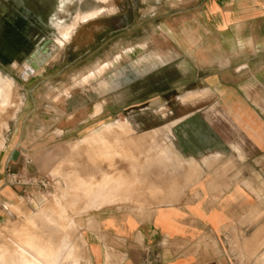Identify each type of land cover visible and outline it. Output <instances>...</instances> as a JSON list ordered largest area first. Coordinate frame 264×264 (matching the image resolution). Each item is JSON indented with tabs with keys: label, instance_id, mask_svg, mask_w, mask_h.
<instances>
[{
	"label": "rangeland",
	"instance_id": "rangeland-1",
	"mask_svg": "<svg viewBox=\"0 0 264 264\" xmlns=\"http://www.w3.org/2000/svg\"><path fill=\"white\" fill-rule=\"evenodd\" d=\"M92 4L102 6L104 11H88L82 19L101 15L88 22H74L72 28L55 25L59 20L75 21L76 11ZM199 7L197 3L183 4L182 0H0V73L10 80L11 98L17 103L22 97L26 102L19 114L13 117L9 113L0 123V139L5 142L10 120L19 118L22 124L16 146L22 156L9 171L3 170L2 163L12 142L7 141L5 148L0 144V254L13 251L20 255L10 264H40L26 249V244L32 246L36 239L44 241L45 245L39 243L43 245L40 251L53 256V260L60 254L62 264H81L87 249L85 231L98 211L118 209L141 214L179 203L193 193L194 183L203 175L201 159L203 164H216L223 156L220 151H212L201 157V152L224 140L250 148V141L227 115L236 121L243 119L239 124L246 127L249 114L255 113L234 90L218 87L187 94L192 86L200 84L190 83L194 75L185 65L184 52L189 46L184 24ZM163 29H170L173 35ZM58 33L69 41L61 50L55 43ZM233 44L224 42L223 49H236ZM36 51L43 55L39 57L43 63L34 69L38 73L23 78L24 63ZM152 52L168 57L154 64L148 60ZM118 53H122L119 61L104 73L84 85L76 82L88 67ZM247 75L250 73L246 71L236 74L238 86L246 83ZM104 81L108 82L106 88L102 86ZM243 89L250 98H264V83L257 82L255 89ZM219 97L225 100L224 107L218 104ZM89 100L90 105L81 107ZM11 103L6 112L11 111ZM96 103H102V109L99 104L95 108ZM257 108L264 118V105ZM93 110L96 120L79 126L78 119ZM212 118L220 121L224 140L207 124L206 119ZM252 121L257 132L264 134V124L258 118ZM161 128L170 133L171 141H156H166L159 133ZM163 144H176L182 153L172 172L156 163H141V151L153 147L156 155ZM20 181L29 182L27 193L3 191L10 182L19 185ZM96 187L108 194L113 193L111 189L118 191L110 198L96 193ZM39 208L52 210L47 211L57 218L53 215L52 221L43 217L37 227L32 226L27 219ZM58 224H63V231ZM63 233L69 239L62 240ZM29 234L36 239L31 237L33 241H29ZM52 244L60 247L58 251ZM257 256L258 262L263 261L264 249Z\"/></svg>",
	"mask_w": 264,
	"mask_h": 264
},
{
	"label": "crops",
	"instance_id": "crops-1",
	"mask_svg": "<svg viewBox=\"0 0 264 264\" xmlns=\"http://www.w3.org/2000/svg\"><path fill=\"white\" fill-rule=\"evenodd\" d=\"M182 2L200 5L197 14L184 24L185 42L189 46L184 52L185 65L194 75L190 83L200 84L192 86L187 94L207 88L217 90L218 87L234 90L255 114H249L250 124L246 127L239 124L243 119L236 121L226 115L251 146L244 147L240 142L227 143L219 130L220 121L206 119L224 142L213 144L201 152V157L212 151H220L223 156L215 161L216 164L213 161L203 164L201 159L203 175L194 183L193 193L179 203L158 206L141 214L118 209L98 211L94 215V223L85 231L87 249L81 264H144L146 250L150 251L154 264H264V259L258 262L257 256L258 251L264 249V134L257 132V125L252 121L258 118L264 124L263 113L257 108L264 105V98H250L243 89H255L257 82L260 85L264 83V0ZM97 9L104 11L98 4L78 9L72 22L77 24L96 18L101 14L86 20L82 15ZM163 30L173 35L170 29ZM224 42L234 43L232 46L235 45L236 49H223ZM121 54L113 56L114 59L94 63L78 76L76 82L93 71L95 76L78 84L84 85L95 79L119 61ZM167 57L152 52L148 60L156 64L164 62ZM245 71L250 75L240 87L235 76ZM102 86L106 88L108 82L104 81ZM218 99L221 101H217L218 104L224 107L225 100ZM98 104L102 109V103H96L95 108ZM25 105L24 99L17 114ZM88 105L90 100L82 103L81 107ZM96 117L94 110L84 114L78 119L79 126L95 121ZM19 120L9 122L4 148L7 141L12 143L3 160V170L15 168L22 156V151L16 147L22 135ZM15 152L17 157L13 159ZM242 154L243 158L240 157ZM10 183L4 187V192L27 193L25 187L29 182ZM1 193L0 184V196Z\"/></svg>",
	"mask_w": 264,
	"mask_h": 264
},
{
	"label": "bare ground",
	"instance_id": "bare-ground-1",
	"mask_svg": "<svg viewBox=\"0 0 264 264\" xmlns=\"http://www.w3.org/2000/svg\"><path fill=\"white\" fill-rule=\"evenodd\" d=\"M114 11V9H112L111 10V12H113ZM56 20V19H55ZM54 24V23H53ZM55 25H59V26H63V27H69V26H71V28L73 27V25H74V22H71V23H65V22H63V21H61V20H59V21H57V22H55ZM64 31V32H63ZM62 32L63 33H65V30H63ZM67 32V31H66ZM57 39V40H56ZM56 39H55V43H56V45H57V47H58V49L59 48H61V47H63L65 44H66V42H67V39L65 38V36H64V34L63 35H61V34H59L58 33V35L56 36ZM58 41V42H57ZM132 50V49H131ZM126 54V53H125ZM118 55V54H117ZM116 55V56H117ZM116 56H114V57H116ZM113 58V57H112ZM144 58V57H143ZM114 59V58H113ZM112 59V60H113ZM37 60L39 61L40 60V58H37ZM109 60V59H108ZM115 60H117V58H115ZM110 61H111V59H110ZM110 61L108 62V63H110ZM34 62V60L33 59H31V60H29V61H26L25 62V64H24V72H23V74H24V77L25 78H27L28 76H29V73H28V71L30 70V69H32V67H31V63H33ZM116 62V61H115ZM144 62V61H143ZM105 63V62H104ZM103 64V63H102ZM94 65V64H93ZM100 66V65H99ZM106 66V65H105ZM113 66V65H112ZM107 68V67H106ZM29 69V70H28ZM93 69H95V68H93ZM88 70V69H87ZM97 70H98V68H97ZM40 71V70H39ZM93 71V70H92ZM90 72V71H89ZM103 72V71H102ZM33 73L34 74H36V73H38V70H33ZM99 74V73H98ZM92 75V76H91ZM86 76H89V77H93V76H95V71H93V72H91V74L89 75V73H88V75H86ZM87 77H85V76H83V77H81L79 80H78V82L80 81H83V80H85ZM8 82L10 83V80L5 76V75H3L2 73H0V123H2V121L4 120L3 118L5 117V116H7L9 113L11 114V116H13V117H15V114L17 113V111L20 109V106H21V104L23 103V98L22 97H18V99H17V103H16V101L14 100V99H12L11 98V93H10V91H8L9 89H8ZM13 101V106H12V109H10L11 111H9V112H6V109L7 108H9L10 107V105H12V102ZM5 123V122H4ZM6 124V123H5ZM7 127V126H6ZM108 130H110V129H108ZM160 132V135H161V133L162 134H164L163 136H165V138H166V141L165 140H162V141H159V139L157 140L155 137H153L154 139L153 140H155L156 139V141L158 142V143H163V142H165V143H167V141H171V137H170V133H167L163 128H161V130H159ZM108 132V131H107ZM158 133V132H157ZM158 133V134H159ZM157 134V135H158ZM156 135V136H157ZM0 136H1V133H0ZM105 137H109L108 136V134H106L105 135ZM159 137V136H158ZM160 138V137H159ZM1 140V139H0ZM86 141H88V139H85ZM84 140V141H85ZM85 141V142H86ZM89 142V141H88ZM90 143V142H89ZM175 143V142H174ZM0 144H1V147H3L4 146V140L2 139L1 141H0ZM164 146H163V148L159 151V154H156V155H154V148L152 147V148H150L149 150H143V151H141V153L143 154V160H142V162L141 163H143V164H151V163H156L159 167H161V168H163V170H168V171H170V172H172V170L174 171L175 169H177V167H178V165H179V156L180 155H182V153L180 152V150L178 149V147H177V145L176 144H174V145H171V146H169V145H165V144H163ZM195 161V160H194ZM192 163H194V162H192ZM142 164V165H143ZM148 173V172H147ZM112 180V179H111ZM109 184V183H108ZM111 186V185H110ZM109 188V187H108ZM93 189V188H92ZM95 189H99V192H97L96 191V193H99V195H102V196H106V195H104V194H108L107 192L105 193V192H103V190L102 191H100V189L101 188H99V187H96ZM106 189V188H105ZM110 189V188H109ZM107 191H109L108 189H106ZM116 189H111L109 192H113V193H111V194H113L114 195V192L115 193H117V191H115ZM111 194H108V196H110ZM113 195H111L110 196V198L113 196ZM7 206V205H6ZM37 207V206H36ZM49 208V207H48ZM48 208L46 209V210H44V209H34V211H33V215L31 216V218H29V219H27V221H29L31 224H32V226H38V223L41 221V219L43 218V217H46L47 219H51L52 221H54V213L53 212H51V213H49L48 211H52V210H48ZM30 210V209H29ZM48 210V211H47ZM54 210V209H53ZM31 211V212H32ZM47 211V212H46ZM54 215V216H53ZM56 217V216H55ZM45 218V219H46ZM57 218V217H56ZM25 219V218H24ZM58 220V219H57ZM60 222V221H59ZM46 223H48V224H50L49 222H46ZM54 223H56V222H54ZM61 223V222H60ZM42 224V223H41ZM44 224V223H43ZM47 224V225H48ZM53 224V223H52ZM26 225V224H25ZM46 225V226H47ZM39 226H41V225H39ZM53 226H55V224L53 225ZM59 226V227H58ZM58 228H60L61 227V230H62V226H63V224H62V226H60V224H58ZM42 227H44V226H42ZM48 227V226H47ZM56 227V226H55ZM49 228V227H48ZM57 228V229H58ZM35 229V228H34ZM38 229H40V227L38 228ZM38 229H36V230H38ZM44 229V228H43ZM47 229V228H46ZM56 229V228H55ZM49 230V229H48ZM48 230H47V235H48ZM50 230H52V228H50ZM49 230V231H50ZM60 230V229H59ZM60 230V231H61ZM40 231V230H39ZM55 231V230H54ZM63 231V230H62ZM66 231V230H65ZM64 231V232H65ZM26 232V231H25ZM32 232V231H31ZM41 232V231H40ZM58 232V231H57ZM67 232V231H66ZM43 233V232H42ZM52 233H53V231H52ZM55 233V232H54ZM59 233H62V232H59ZM44 234V233H43ZM58 234V233H57ZM63 234H65V233H63ZM27 235V234H26ZM25 235V237H27ZM30 235V234H29ZM51 235V234H50ZM60 235V234H59ZM62 235V234H61ZM67 235V236H66ZM49 236V235H48ZM47 236V237H48ZM53 236V235H52ZM58 236V235H57ZM66 236V238L64 239V237ZM65 236L63 237V235H62V240H67V239H69V238H67L68 237V234L66 233L65 234ZM30 237V240L29 241H33V236L32 235H30L29 236ZM31 237H33V238H31ZM45 237V236H44ZM50 237V236H49ZM54 237H56V236H54ZM22 238V237H21ZM10 239V238H9ZM8 239V240H9ZM34 239H36V238H34ZM46 239V238H45ZM44 239V240H45ZM50 239V238H49ZM57 239V237L55 238V240ZM60 239V240H61ZM22 240V239H21ZM24 240V239H23ZM48 240V239H47ZM47 240H45V241H47ZM50 240H53L52 239V237H51V239ZM54 240V242L53 243H56V241ZM61 240V241H62ZM36 241V243L34 244V242ZM43 241V240H42ZM41 240L38 242L37 241V239L36 240H34L33 242H32V246H31V244L29 243H27L26 244V249H27V251H29V253L28 254H30L32 257H35L36 259H38L39 261H38V263L40 262V264H62V260H60V258H59V256H60V254H57L58 256V258H56V259H52V258H54L51 254V256H52V258H50L49 257V254L48 255H46L45 253H43V251H40V248H39V246L40 245H42V244H39V243H43V245H45V243H44V241L42 242ZM9 242V241H8ZM52 242V241H51ZM67 242H69V241H67ZM11 243V242H10ZM25 243L26 242H24V245H25ZM48 243H49V241H48ZM63 243H64V241H63ZM71 243V242H70ZM57 244V243H56ZM56 244H52L53 246H55L56 247V249H57V251H58V248H60V247H58L57 248V245ZM60 242H59V246H60ZM30 245V246H29ZM43 245H42V247H43ZM66 245H67V243H66ZM71 244H69L68 243V247L70 246ZM48 246V245H47ZM46 247V246H45ZM66 246H62V248L64 249ZM16 248V247H15ZM15 248H13L14 249V251H15ZM61 248V249H62ZM42 249V248H41ZM51 249V248H50ZM50 249L48 250L49 252H50ZM66 249H68L67 247L65 248V250ZM43 250H46V249H44L43 248ZM44 252H46V251H44ZM52 252V251H51ZM53 252H55V249H54V251ZM63 253V251H59V253ZM65 252V251H64ZM56 253H58V252H56ZM64 254V253H63ZM55 255V254H54ZM61 257V256H60ZM20 258V255L18 254V253H14L13 251L12 252H9L8 254H5L4 256H2L1 254H0V264H10L11 262H13V260H16V259H19ZM62 258V257H61ZM14 264V263H13ZM15 264H16V262H15ZM23 264H25V263H23Z\"/></svg>",
	"mask_w": 264,
	"mask_h": 264
},
{
	"label": "water",
	"instance_id": "water-1",
	"mask_svg": "<svg viewBox=\"0 0 264 264\" xmlns=\"http://www.w3.org/2000/svg\"><path fill=\"white\" fill-rule=\"evenodd\" d=\"M37 55H38V56H37ZM39 57L44 58L43 55H42L39 51H36V54H33V55L27 60V61H29V60H31V59L34 60V62L31 63V67H32V69H30V70L28 69V70H29V71H28L29 75L33 73V70H34V69H37V68H38V65H40V64L43 63V61H42L41 59H40L39 61L37 60V58H39ZM24 64H25V63H24ZM22 77L25 78L23 73H22ZM16 157H17V152H15V153L13 154V159H16Z\"/></svg>",
	"mask_w": 264,
	"mask_h": 264
},
{
	"label": "built area",
	"instance_id": "built-area-1",
	"mask_svg": "<svg viewBox=\"0 0 264 264\" xmlns=\"http://www.w3.org/2000/svg\"><path fill=\"white\" fill-rule=\"evenodd\" d=\"M144 264H154V259L151 258L149 250H146V256L144 259Z\"/></svg>",
	"mask_w": 264,
	"mask_h": 264
}]
</instances>
